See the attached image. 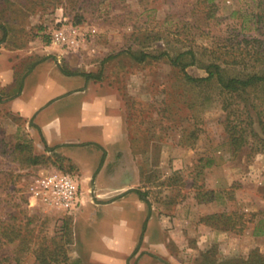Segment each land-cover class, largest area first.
I'll list each match as a JSON object with an SVG mask.
<instances>
[{"label":"rangeland","instance_id":"obj_1","mask_svg":"<svg viewBox=\"0 0 264 264\" xmlns=\"http://www.w3.org/2000/svg\"><path fill=\"white\" fill-rule=\"evenodd\" d=\"M60 13L80 28L78 46L69 49L121 97L124 129L141 169L138 188L172 231V260L264 259V234L254 235L255 226L264 231V87L229 99L234 118L251 121L257 135L234 155L224 93L215 81L185 82L166 57L142 63L132 57L192 51L182 59L195 60L186 69L193 77L206 76L210 63L228 76L264 72V0H0V50L51 41ZM7 57L18 78L14 86H0V264H38L43 245L66 250V264H86L65 234L64 222L72 231L73 216L29 206L28 181L55 161L5 108L3 97L30 61L20 51Z\"/></svg>","mask_w":264,"mask_h":264},{"label":"crops","instance_id":"obj_2","mask_svg":"<svg viewBox=\"0 0 264 264\" xmlns=\"http://www.w3.org/2000/svg\"><path fill=\"white\" fill-rule=\"evenodd\" d=\"M56 15L60 24L67 19ZM32 44L17 48L29 65L2 101L34 146L55 161L53 168L79 177L80 204L69 243L75 255L88 257L86 264H181L172 260V231L156 206L134 191L141 169L124 129L119 94L84 67L76 50L52 41ZM9 51L17 52L0 50V86H14L18 78Z\"/></svg>","mask_w":264,"mask_h":264},{"label":"trees","instance_id":"obj_3","mask_svg":"<svg viewBox=\"0 0 264 264\" xmlns=\"http://www.w3.org/2000/svg\"><path fill=\"white\" fill-rule=\"evenodd\" d=\"M74 24V23H72ZM78 25V24H74ZM4 32V36L6 34L5 29L1 26ZM189 52V53H188ZM179 53L176 56H170L166 52H162L158 55H153L146 52H141L139 55H132L133 59L136 62L142 63L147 61L148 59H158L161 57H166L171 62L174 67H178L180 72L182 73L183 79L185 82L188 83H197L201 84L203 82L208 81H215L220 89L222 90V104L223 108L227 110V117L225 119V129L227 131L229 142L232 148V153L236 155L245 145H247L250 141H252V145H254V137H256L255 130L251 127L252 122L244 123L241 120H236L234 118V111L233 109H229V99L234 97V94H244L248 89H252L254 87H264V72L260 73H252L246 76H228L226 75L221 66L216 63H210L209 65L205 66V70L207 75L204 77H193L187 71V67L193 65L195 60L192 58L190 62L183 61V56L185 54H193L192 51ZM87 78L92 77L91 73H84ZM20 85V82L18 86ZM233 116V117H232ZM260 124L263 128L264 132V122L260 120ZM63 171H70L68 169L59 168ZM134 191L138 194L140 199L149 202L146 197V194L141 191L140 189H134ZM65 226V234H68L71 237V229L68 231L66 228L67 223L64 222ZM259 227L255 226L254 235L264 234V231L258 229ZM142 238V234L140 236ZM70 241H68V244ZM254 254L249 255L247 260L243 262L245 264H264V259H257L254 260ZM36 260L38 264H66L70 259L67 256L66 250L58 249V248H51L49 246L43 245L39 248L36 252ZM73 264H78L73 263Z\"/></svg>","mask_w":264,"mask_h":264},{"label":"built area","instance_id":"obj_4","mask_svg":"<svg viewBox=\"0 0 264 264\" xmlns=\"http://www.w3.org/2000/svg\"><path fill=\"white\" fill-rule=\"evenodd\" d=\"M81 37L80 28L64 19L51 33V41L60 46L76 47ZM29 206L44 205L61 209L72 215L79 207L81 185L72 171L51 168L46 173L33 176L26 185Z\"/></svg>","mask_w":264,"mask_h":264}]
</instances>
